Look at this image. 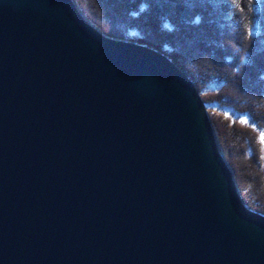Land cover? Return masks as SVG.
Segmentation results:
<instances>
[{
  "label": "water",
  "instance_id": "obj_1",
  "mask_svg": "<svg viewBox=\"0 0 264 264\" xmlns=\"http://www.w3.org/2000/svg\"><path fill=\"white\" fill-rule=\"evenodd\" d=\"M208 107L75 0H0V264H264Z\"/></svg>",
  "mask_w": 264,
  "mask_h": 264
},
{
  "label": "trees",
  "instance_id": "obj_2",
  "mask_svg": "<svg viewBox=\"0 0 264 264\" xmlns=\"http://www.w3.org/2000/svg\"><path fill=\"white\" fill-rule=\"evenodd\" d=\"M104 34L165 54L208 106L264 127V0H75ZM214 85L209 93L205 90ZM245 203L264 214V171L251 127L211 113ZM241 116V117H242Z\"/></svg>",
  "mask_w": 264,
  "mask_h": 264
},
{
  "label": "rangeland",
  "instance_id": "obj_3",
  "mask_svg": "<svg viewBox=\"0 0 264 264\" xmlns=\"http://www.w3.org/2000/svg\"><path fill=\"white\" fill-rule=\"evenodd\" d=\"M128 39H131L130 36H127ZM212 86V85H211ZM216 89V87L213 85L212 87H210L209 89L205 90L206 93H209L211 91H214ZM208 114L211 115V113H219L221 114L224 118L228 119L231 122H234L236 124L239 125H244L247 127H251L249 124V119L248 118H242L241 116L239 117L238 115H235L234 113H232L231 111L227 110V109H219V110H215L214 106H210L207 108ZM245 119V120H244ZM244 120V121H242ZM251 129H253V131L255 132V135L257 137L258 140V144H259V148H260V152H261V166L263 168L264 171V139H262V137H264V127H260V128H256L251 127ZM261 135V136H260Z\"/></svg>",
  "mask_w": 264,
  "mask_h": 264
},
{
  "label": "snow or ice",
  "instance_id": "obj_4",
  "mask_svg": "<svg viewBox=\"0 0 264 264\" xmlns=\"http://www.w3.org/2000/svg\"><path fill=\"white\" fill-rule=\"evenodd\" d=\"M262 139H264V137H262Z\"/></svg>",
  "mask_w": 264,
  "mask_h": 264
}]
</instances>
